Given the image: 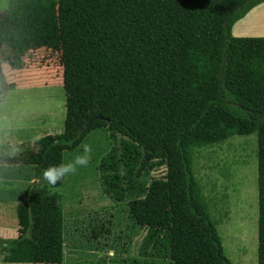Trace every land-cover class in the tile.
Returning a JSON list of instances; mask_svg holds the SVG:
<instances>
[{
    "label": "trees",
    "instance_id": "1",
    "mask_svg": "<svg viewBox=\"0 0 264 264\" xmlns=\"http://www.w3.org/2000/svg\"><path fill=\"white\" fill-rule=\"evenodd\" d=\"M264 0H9L0 46L15 70L33 51L61 53L66 95L59 135H47L0 164L61 165L86 137L112 131L142 151L138 176L154 161L166 174L128 202L145 233L141 253L168 264H231L194 171L202 145L257 134L258 264H264V37H234L233 25ZM229 35V36H228ZM58 193H30L16 209L18 236L0 238L6 259L64 264ZM110 219L88 239L108 248ZM137 262V261H136Z\"/></svg>",
    "mask_w": 264,
    "mask_h": 264
},
{
    "label": "rangeland",
    "instance_id": "2",
    "mask_svg": "<svg viewBox=\"0 0 264 264\" xmlns=\"http://www.w3.org/2000/svg\"><path fill=\"white\" fill-rule=\"evenodd\" d=\"M9 11V0H0V19ZM61 57L59 52L40 49L30 52L23 68L15 70L10 51L0 46L1 159L11 151H24L44 136L63 132L66 95ZM257 150V134L236 135L220 144L202 145L194 157L196 178L231 264H258ZM78 156L86 157L87 163L76 164ZM141 160L136 144L107 130L88 135L80 148L65 156L62 164H72L73 171L56 185H48L31 167L10 170L3 163L0 238L18 236L15 209L18 203L28 202L30 193H58L64 220V264H168L141 253L145 233L128 218V202L144 197L150 182L166 174L165 164L154 161L139 177ZM98 219L112 222L106 249L87 237ZM4 256L0 252V264H28L25 250L10 259Z\"/></svg>",
    "mask_w": 264,
    "mask_h": 264
},
{
    "label": "crops",
    "instance_id": "3",
    "mask_svg": "<svg viewBox=\"0 0 264 264\" xmlns=\"http://www.w3.org/2000/svg\"><path fill=\"white\" fill-rule=\"evenodd\" d=\"M231 34L234 37H244V38H246V37H248V38L264 37V2L257 5L256 7H254L242 19L237 21L231 29ZM0 165L2 166L4 164H0ZM8 166L10 167V168H8L10 170L13 167L10 165H8ZM2 169H4V168L0 167V170H2ZM16 169H15V171H16ZM0 175H2V174L0 173ZM19 204L20 203L17 204L16 209H17ZM0 221H3V219L0 218Z\"/></svg>",
    "mask_w": 264,
    "mask_h": 264
},
{
    "label": "clouds",
    "instance_id": "4",
    "mask_svg": "<svg viewBox=\"0 0 264 264\" xmlns=\"http://www.w3.org/2000/svg\"><path fill=\"white\" fill-rule=\"evenodd\" d=\"M75 163L79 165H84L87 163V159L84 156H78L75 159ZM71 171H73L72 164H67V165L61 164L46 168L43 171L42 175L48 185H56L57 181H61L64 178V176Z\"/></svg>",
    "mask_w": 264,
    "mask_h": 264
},
{
    "label": "water",
    "instance_id": "5",
    "mask_svg": "<svg viewBox=\"0 0 264 264\" xmlns=\"http://www.w3.org/2000/svg\"><path fill=\"white\" fill-rule=\"evenodd\" d=\"M229 36V35H228Z\"/></svg>",
    "mask_w": 264,
    "mask_h": 264
}]
</instances>
